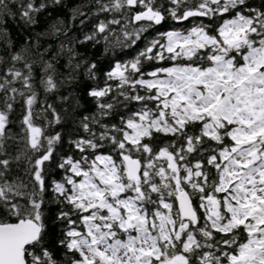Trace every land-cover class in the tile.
Here are the masks:
<instances>
[{"label": "snow or ice", "instance_id": "6c2138e0", "mask_svg": "<svg viewBox=\"0 0 264 264\" xmlns=\"http://www.w3.org/2000/svg\"><path fill=\"white\" fill-rule=\"evenodd\" d=\"M0 264H264V0H0Z\"/></svg>", "mask_w": 264, "mask_h": 264}]
</instances>
